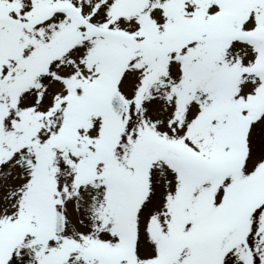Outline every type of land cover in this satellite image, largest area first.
Returning <instances> with one entry per match:
<instances>
[{"label": "snow or ice", "instance_id": "6c2138e0", "mask_svg": "<svg viewBox=\"0 0 264 264\" xmlns=\"http://www.w3.org/2000/svg\"><path fill=\"white\" fill-rule=\"evenodd\" d=\"M0 264H264V0H0Z\"/></svg>", "mask_w": 264, "mask_h": 264}]
</instances>
